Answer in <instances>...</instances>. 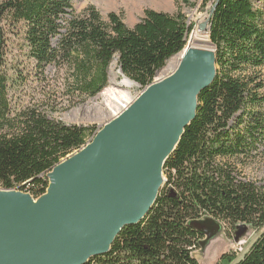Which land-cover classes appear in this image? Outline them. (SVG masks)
<instances>
[{"label": "trees", "instance_id": "trees-1", "mask_svg": "<svg viewBox=\"0 0 264 264\" xmlns=\"http://www.w3.org/2000/svg\"><path fill=\"white\" fill-rule=\"evenodd\" d=\"M73 1L0 0L1 189L40 196L46 173L96 133L51 117L57 108L44 91L40 100L23 99L30 83H45L47 68L65 71L72 101L61 109L102 91L115 57L121 74L144 89L193 29L180 12L145 9L128 27L120 14L103 19L93 5L77 13ZM207 3L215 77L198 94L195 117L164 162V182L145 217L85 264H198L192 253L203 236L190 222L212 218L229 238L264 227V179L244 172L264 160V0ZM235 254L222 253L215 264H264V231L239 259Z\"/></svg>", "mask_w": 264, "mask_h": 264}, {"label": "water", "instance_id": "water-1", "mask_svg": "<svg viewBox=\"0 0 264 264\" xmlns=\"http://www.w3.org/2000/svg\"><path fill=\"white\" fill-rule=\"evenodd\" d=\"M212 12L197 25L199 31L208 29ZM181 52L170 74L153 80L46 173L43 194L34 198L0 188V264H85L107 253L123 227L145 217L164 182V162L216 73L211 43H185ZM190 226L203 236L200 246L223 229L212 218Z\"/></svg>", "mask_w": 264, "mask_h": 264}, {"label": "rangeland", "instance_id": "rangeland-1", "mask_svg": "<svg viewBox=\"0 0 264 264\" xmlns=\"http://www.w3.org/2000/svg\"><path fill=\"white\" fill-rule=\"evenodd\" d=\"M156 1L157 6H153L149 0H135V3H122V1H119L115 5H109L105 0H74L73 6L75 11L79 13L87 6L93 5L103 19H106L107 14L110 12L120 14L122 21L128 27H132L143 16L145 9H152L169 14L180 12L186 17L188 23L193 24L194 28L199 24L197 23L198 20L206 19V15L210 9V3L203 5L204 0ZM165 66L157 72L154 80L167 76L176 67L175 65L173 69L164 70ZM108 71L109 82L102 91L70 108H60L62 104L63 106H66L69 101H72V99L67 95L63 85L65 71L53 66L47 68L45 83L42 85L36 84L35 82L30 83L29 85L31 89L27 90L28 94L22 97L26 100L29 98L40 100L42 98L40 91H44L47 93L46 97L50 104L55 105L57 108L56 111H48L51 117L66 124L95 126L97 132L113 117L120 113L125 106L133 102L143 90L137 83L130 85L126 81L127 78L121 74L119 70L116 57L110 63ZM128 81L130 80L128 79ZM90 139L91 137L89 140ZM244 172L247 178L256 182L261 181L264 179V160L256 159L249 162L244 168ZM263 231L264 227L259 231L249 228L239 236L236 241H234L233 238L227 237L222 229L203 244V246L196 249L192 253V256L196 258L198 264H215L219 255L225 252L230 253L234 251L236 252V259H239L250 243ZM239 241H244L242 243L243 245L238 246Z\"/></svg>", "mask_w": 264, "mask_h": 264}, {"label": "bare ground", "instance_id": "bare-ground-1", "mask_svg": "<svg viewBox=\"0 0 264 264\" xmlns=\"http://www.w3.org/2000/svg\"><path fill=\"white\" fill-rule=\"evenodd\" d=\"M107 2V4L109 5H115L117 4V2H131V3H135V0H105ZM150 3H152L153 6H157V1L156 0H149ZM137 4V3H136ZM206 15V14H205ZM202 21H205V19L203 20H198L197 23H200ZM186 44H189L191 46H197V47H210V42H209V37H208V30L207 28L204 29L203 31H199L197 29V26H195L192 31L188 34V36L186 37ZM181 55H182V52L181 53H178L174 56H172L164 70H170V69H173L175 67V65L178 64L180 58H181ZM126 81L132 85L134 83H132V81H128V79H126Z\"/></svg>", "mask_w": 264, "mask_h": 264}, {"label": "built area", "instance_id": "built-area-1", "mask_svg": "<svg viewBox=\"0 0 264 264\" xmlns=\"http://www.w3.org/2000/svg\"><path fill=\"white\" fill-rule=\"evenodd\" d=\"M243 242H244V241H239V242H238V246L243 245V244H242Z\"/></svg>", "mask_w": 264, "mask_h": 264}]
</instances>
